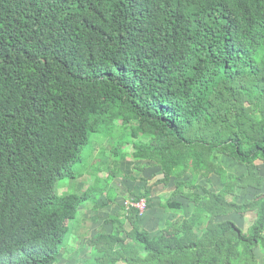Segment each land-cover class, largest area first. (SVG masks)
Instances as JSON below:
<instances>
[{
	"label": "trees",
	"instance_id": "1",
	"mask_svg": "<svg viewBox=\"0 0 264 264\" xmlns=\"http://www.w3.org/2000/svg\"><path fill=\"white\" fill-rule=\"evenodd\" d=\"M100 129L130 144L116 159L160 166L156 182L177 178L194 208L161 203L180 214L153 234L139 207L121 205L109 231L85 236L86 264H264V193L237 203L247 176L238 183L216 162L264 160V0H0V264H56L80 205L113 203L118 166L59 193ZM212 173L219 192L198 183ZM142 180L134 201L147 210ZM248 210V230L217 221Z\"/></svg>",
	"mask_w": 264,
	"mask_h": 264
},
{
	"label": "rangeland",
	"instance_id": "2",
	"mask_svg": "<svg viewBox=\"0 0 264 264\" xmlns=\"http://www.w3.org/2000/svg\"><path fill=\"white\" fill-rule=\"evenodd\" d=\"M112 131H117V134L124 133L123 127L120 125V122L117 125L112 126ZM116 133L114 136L117 135ZM126 134V133H125ZM132 137L128 139L131 140ZM119 141L117 143V139H114L111 136H107L105 129H100L98 131H91L89 133V139L86 142V144L83 147V150L81 152V159L74 165L73 169L78 172L76 178H64L59 182L60 188L59 193L65 194L70 191L74 193H79L80 191L86 190L89 185H92L95 181L94 174H99L103 177H105L106 173H109L112 168H115L118 166L117 169H115L116 177L112 180L110 185L108 187L113 186L111 194L113 198L116 197V189H117V197L119 194V199L121 203L113 202L109 203L108 197L105 195H102L100 197L99 203L101 204L100 208L101 210L94 207V204L92 201H87L84 204L80 205V209L82 212V218L88 217L93 218L94 222L89 223L88 225L82 224L79 225L77 220L81 215L80 209L78 212L77 217L74 220H70L71 222V232L69 237L66 239V243L63 246V249L61 250V253L59 255L58 262L56 264H86V260L92 256V246L86 242V238L88 235L94 234L101 225L105 226L106 229L109 231L111 229V225L105 223V219L111 215L116 213H121V216H124V209H120L121 205H135L138 203L137 201H134L135 195H140L143 193V186L145 181L142 180V178H145L147 180L148 177H145L143 174V169H145L147 164H143V162L140 161H134V160H127L130 157L129 151L127 149L130 147L129 143H120ZM114 150L118 153L117 155L120 157H126L127 159H123L122 161L115 158ZM138 164H141L143 166L140 169L137 168ZM96 166L99 168L96 170ZM123 179L133 181L138 183V190H134V193H130L129 190H123V192L119 191L121 187V182ZM149 184H151L154 189V193H159V190L162 193V196L170 195L172 191L176 188V186H173L174 188H166L161 185L159 187V182H156L158 178H149ZM148 183V182H147ZM118 187H115L117 186ZM159 189V190H158ZM107 190V189H105ZM122 197V199L120 198ZM117 200V198L115 199ZM114 200V201H115ZM166 200V198H165ZM162 201L161 203L165 202ZM113 209H112V208ZM120 209V210H119ZM145 209V208H144ZM141 209L142 212H145L146 209ZM96 210V211H95ZM107 216V217H106ZM141 216V215H140ZM87 218V219H88ZM85 219V220H87ZM130 225V224H129ZM85 230V233L83 235V232ZM76 233L77 239L74 241L71 240L73 237V234ZM88 232V233H87ZM87 233V235H86ZM153 234H155L152 231ZM74 239V237H73ZM79 239V240H78Z\"/></svg>",
	"mask_w": 264,
	"mask_h": 264
},
{
	"label": "crops",
	"instance_id": "3",
	"mask_svg": "<svg viewBox=\"0 0 264 264\" xmlns=\"http://www.w3.org/2000/svg\"><path fill=\"white\" fill-rule=\"evenodd\" d=\"M146 161H143L144 165L147 163L145 169L142 170L144 176L148 177V178H158L159 177L160 179H162L163 178V172L161 170V167L157 166L153 162H149V161L146 162ZM216 162L218 164H220L222 166V168H224L227 171V173L230 177H238V183H240V181H241L239 177L247 176V179L244 182V184L241 183V185L243 184V186L239 185L237 187L236 195L233 197L234 201H236L237 203H244L247 200H252L257 194L264 193V160L263 159H257L255 161L254 167L252 169L248 168L247 165L239 163L233 157L228 156L226 154H222V153L216 154ZM142 167L143 166H140V168H142ZM183 179H187V178L185 177ZM223 179L224 178L221 174L212 173L207 177L200 176L198 183H201L202 185L206 186L211 191L219 192L224 188ZM177 180H178L177 178L172 177L168 184L159 183V187H161V185H163V187H166V188H174L173 186H175L177 184L176 183ZM116 187H118V185ZM125 189L129 190L130 193H134V190L139 189L138 183L123 179V181L121 182V187H120L119 191L123 192V190H125ZM154 189H155V187L152 188V192H151L152 193V195H151L152 196L151 207L148 208L141 215V221H142L143 225H145L146 228H148L149 230L156 233V232L160 231V229L165 227V223L168 220L173 221L180 214V213H175L172 211H166V209L161 207V202L164 201L165 198H166V200H168V199L174 200L175 199V200L182 202L185 206V210H186L187 214L189 216L191 215L193 208H194V204L187 197V193H188L187 188L184 190L183 195L181 193L175 194V192H174L175 189H174L172 191V193H170L169 196L165 195L164 197L162 196V193L159 189L158 190H159L160 194L154 193ZM196 192H200V191H196ZM120 198L122 199V197H120ZM114 199L115 198H113L111 201H113L114 203L116 202L117 207H118L119 206L118 203H121L120 199H119V194H118L117 200L114 201ZM102 209L103 208H100L99 210H101V212H102ZM80 212H81V209H80ZM81 216H82V212H81L80 217L77 220L79 225L85 224V221H86L87 225L89 223L94 222L93 218L92 219L88 218V217L82 218ZM256 218H257V211L256 210H248L244 213L239 212V211L238 212L233 211L227 215L218 216L217 221L232 220L243 230H248L252 226V224L254 223ZM85 219H87V220H85ZM76 233L77 232H75V234H73L74 239L72 237L71 240L74 241L75 239H77ZM87 233H86V235H87ZM256 254H257V257L259 258V260L262 261V259L264 257L262 255L261 251L257 250Z\"/></svg>",
	"mask_w": 264,
	"mask_h": 264
},
{
	"label": "bare ground",
	"instance_id": "4",
	"mask_svg": "<svg viewBox=\"0 0 264 264\" xmlns=\"http://www.w3.org/2000/svg\"><path fill=\"white\" fill-rule=\"evenodd\" d=\"M136 206L139 207L140 209L146 208V202L145 199L140 200L138 203H136Z\"/></svg>",
	"mask_w": 264,
	"mask_h": 264
}]
</instances>
